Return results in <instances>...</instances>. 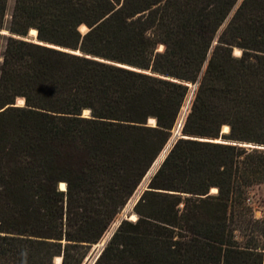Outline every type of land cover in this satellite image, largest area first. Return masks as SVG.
Returning a JSON list of instances; mask_svg holds the SVG:
<instances>
[{"label": "trees", "instance_id": "obj_1", "mask_svg": "<svg viewBox=\"0 0 264 264\" xmlns=\"http://www.w3.org/2000/svg\"><path fill=\"white\" fill-rule=\"evenodd\" d=\"M31 28L37 41L17 37ZM7 29L0 264H80L164 149L189 84L187 137L93 264H264L248 202L264 149L243 145L264 146V0H14Z\"/></svg>", "mask_w": 264, "mask_h": 264}, {"label": "rangeland", "instance_id": "obj_2", "mask_svg": "<svg viewBox=\"0 0 264 264\" xmlns=\"http://www.w3.org/2000/svg\"><path fill=\"white\" fill-rule=\"evenodd\" d=\"M13 4H14V0H7L5 12H4V18H3V26H2L1 29H7V27L9 26L10 16H11V11H12V8H13ZM85 29H86L85 25L79 26V30L81 32L85 31ZM3 36H5V35H3ZM28 38L33 40L34 39V34H30V32H29ZM4 45H5V40H4V38H2L0 40V61H1V52L4 49ZM158 48L161 49L162 46L159 45ZM233 52L235 54H239L240 50L238 48H234ZM194 88H195V84H189L188 93H187L186 98H185V100H184V102H183V104H182V106L180 108V112L178 114L176 123H175V125L173 127L171 136H170L169 140L167 141V143L164 145V149L162 150V151H164L165 148L167 147V150H166L164 156L168 152V150H169L170 146L172 145L173 141L175 140V138H177V137H179V135H181V131H179L178 124L180 122L183 123L185 115L188 112L190 99L192 97ZM16 103L20 104V99L19 98L16 100ZM149 123H153V121L149 120ZM224 127H225L224 125L221 127V132H226L228 130V127H226V129ZM184 137H187V136L184 135ZM216 140H219V136L216 138ZM221 140H223L222 137H221ZM244 144H253V143H251V142L246 143L245 142V143H243V145ZM162 151H161V153H163ZM161 153L158 155V157H156V160H154V162L152 163L150 169L148 170L149 172H147L146 175L143 177L142 181L140 182V184L138 185V187L136 188V190L132 194V196L129 198V200L127 201L125 206L115 216L114 221L109 226V228L106 230V232L104 233L102 239L99 242L94 243V244H92L89 247L87 253L85 254L84 258L81 260L80 264H92V261H93L95 255H96V253L99 250L100 244L107 238V236L115 228L117 222L120 219L122 220L126 216H127V219H134L135 218V217H133V218L131 217V215L135 216V214L132 212L133 204L137 200V198H138L140 192L143 190V188L146 187L148 178L150 176V170H153L161 162L162 159L160 160V158H159L160 155H162ZM248 202H249V205H250V208H251V213L253 215V218L261 219L263 217V215H264V183L255 184V185H252L250 187L249 192H248ZM124 212H125V215H122ZM59 261H60L59 257H55L54 258V262L55 263H59Z\"/></svg>", "mask_w": 264, "mask_h": 264}, {"label": "water", "instance_id": "obj_3", "mask_svg": "<svg viewBox=\"0 0 264 264\" xmlns=\"http://www.w3.org/2000/svg\"><path fill=\"white\" fill-rule=\"evenodd\" d=\"M35 30V29H34ZM0 34H3V35H11V36H15V34H13V33H11L9 30H7V29H1L0 28ZM28 34H29V31L27 32V34H25V35H17V37H20V38H23V39H26V40H32V39H29L28 38ZM31 34V33H30ZM34 41H37V37H36V35L34 34V39H33ZM77 51H79V50H77ZM186 116V115H185ZM181 126H182V122H180L179 124H178V127H179V131H181ZM179 137H184V135H179ZM219 140H221V136H219ZM245 146H249V147H254V148H260V149H264V146L263 145H259V144H244ZM168 146V145H167ZM163 158H164V156H163ZM162 158V159H163ZM162 161V160H161ZM157 167H158V165H157ZM157 167H155L153 170H150V175L156 170V168ZM64 184V183H63ZM59 188L60 189H64V185H63V188H61L60 187V185H59ZM143 189H146V187H144ZM122 215H125V212L122 214ZM123 219H127V216L125 217V218H123ZM120 221H121V219L117 222V224H116V226H115V228L117 227V225L120 223ZM114 228V229H115ZM114 229L110 232V234L107 236V238L100 244V246H99V250H98V252L96 253V255H95V257H94V259H93V261H92V264H93V262L95 261V259L97 258V256H98V254L100 253V251H101V249L103 248V246H104V244H105V242L107 241V239L111 236V234L113 233V231H114Z\"/></svg>", "mask_w": 264, "mask_h": 264}, {"label": "bare ground", "instance_id": "obj_4", "mask_svg": "<svg viewBox=\"0 0 264 264\" xmlns=\"http://www.w3.org/2000/svg\"><path fill=\"white\" fill-rule=\"evenodd\" d=\"M29 32L31 33V34H35V30L33 29V28H31L30 30H29ZM20 99V104L22 103V98H19ZM225 129H226V126L224 127ZM166 150H167V147L165 148V150L164 151H162L163 153H161L162 155H160V160L163 158V156H164V154H165V152H166ZM149 172V171H148ZM60 187L61 188H63V182H60ZM131 217L133 218V217H135V216H133V215H131Z\"/></svg>", "mask_w": 264, "mask_h": 264}]
</instances>
